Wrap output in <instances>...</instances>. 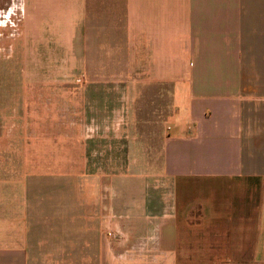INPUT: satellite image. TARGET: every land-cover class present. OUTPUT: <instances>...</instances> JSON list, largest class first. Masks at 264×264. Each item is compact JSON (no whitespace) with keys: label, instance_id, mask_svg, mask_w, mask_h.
Returning a JSON list of instances; mask_svg holds the SVG:
<instances>
[{"label":"crops","instance_id":"1","mask_svg":"<svg viewBox=\"0 0 264 264\" xmlns=\"http://www.w3.org/2000/svg\"><path fill=\"white\" fill-rule=\"evenodd\" d=\"M28 51L33 72L125 91L124 192L105 237L54 188L70 173L40 177L58 210H5L3 178L0 264H264V0H30Z\"/></svg>","mask_w":264,"mask_h":264},{"label":"rangeland","instance_id":"2","mask_svg":"<svg viewBox=\"0 0 264 264\" xmlns=\"http://www.w3.org/2000/svg\"><path fill=\"white\" fill-rule=\"evenodd\" d=\"M29 12L30 0H0V165H4L0 185L3 178L6 181L3 206L5 210L18 209L19 205L22 210L60 209V202L49 201L57 199V191L50 190V184L40 177L68 172V187L59 182L54 188L70 198L68 210L97 206L102 211L103 235L109 237V217L115 211L110 197L124 192L111 185L109 175H121L126 170V138L120 133L125 125V107L115 105L116 114H109V98L113 102L119 98L120 102L126 93L116 90L118 96L111 92L110 97V90L84 89L77 74L33 72L28 51ZM102 95L106 106L93 105ZM104 108L107 114L101 112ZM110 125L113 130H109ZM115 154L118 165H109ZM84 158L97 165H78ZM79 178H87L86 193L98 194V201L82 200L85 189ZM184 192L181 184L180 198Z\"/></svg>","mask_w":264,"mask_h":264},{"label":"built area","instance_id":"3","mask_svg":"<svg viewBox=\"0 0 264 264\" xmlns=\"http://www.w3.org/2000/svg\"><path fill=\"white\" fill-rule=\"evenodd\" d=\"M114 235H115V232L113 231L112 227L110 226L109 230H108V236H114Z\"/></svg>","mask_w":264,"mask_h":264}]
</instances>
